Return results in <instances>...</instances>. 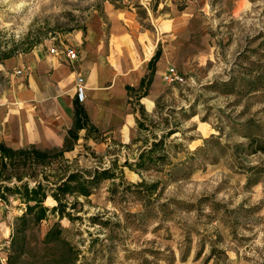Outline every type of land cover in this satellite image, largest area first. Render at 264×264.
Returning <instances> with one entry per match:
<instances>
[{"label":"rangeland","instance_id":"1","mask_svg":"<svg viewBox=\"0 0 264 264\" xmlns=\"http://www.w3.org/2000/svg\"><path fill=\"white\" fill-rule=\"evenodd\" d=\"M76 31H127L138 64L160 48L153 105L135 93L124 136L86 131L2 170L47 193L72 172L94 181L26 226L22 198H0V264H264V152L249 143L264 144V0H0V61Z\"/></svg>","mask_w":264,"mask_h":264},{"label":"crops","instance_id":"2","mask_svg":"<svg viewBox=\"0 0 264 264\" xmlns=\"http://www.w3.org/2000/svg\"><path fill=\"white\" fill-rule=\"evenodd\" d=\"M66 40L78 51L74 62L55 47L49 51L33 48L0 61V143L14 149H62L73 125L76 102L97 131L121 136L136 115L130 107L135 93L141 92L139 97L147 109L152 107L151 90L162 67L160 48L151 67L149 61L156 50L144 64H138L127 31L112 34L108 43L100 33L80 31ZM77 75L84 81L82 102L75 98ZM86 131H78L73 146Z\"/></svg>","mask_w":264,"mask_h":264},{"label":"trees","instance_id":"3","mask_svg":"<svg viewBox=\"0 0 264 264\" xmlns=\"http://www.w3.org/2000/svg\"><path fill=\"white\" fill-rule=\"evenodd\" d=\"M160 54V50H156L149 65L152 67L153 63L156 61ZM8 57V56H6ZM149 80V79H148ZM147 80V83H148ZM140 85H144V80L142 79ZM77 100V99H76ZM80 129H86L87 131H97L94 126L90 123L89 118L84 110V108L75 103L74 106V120L72 127L68 130V137L63 145V148L60 150H41L33 146L26 148H11L3 143H0V181H5V183H0V198L6 199V194L17 195L22 198L23 203L25 204V211L20 216L23 226H26L29 218L35 223L40 222L41 220L47 217V214L51 211H58L62 214L64 212L65 202L63 201L64 196L66 195H84L88 196L90 194L91 184L93 179H82L80 175L76 172L70 173L65 180L61 181L55 189L50 193H47L46 189L40 181L29 187L27 182H23L20 185H9L10 180L14 177L17 181H21V176L7 175L2 176V170L11 167L14 163V159L17 157L23 164L28 161L38 162V164H44L51 154L62 155L65 150L72 149L73 143L78 139V131ZM251 145H254L252 152L261 151L264 152V144L260 143L255 138H250ZM153 148L151 149V152ZM141 163V162H140ZM140 163L138 165H140ZM103 178L109 177L106 171L100 173ZM100 175V176H101ZM50 195L55 201L56 205L48 208L44 205L45 198ZM66 216L71 218L69 212H66ZM49 238L56 239L58 234L49 231L47 233Z\"/></svg>","mask_w":264,"mask_h":264},{"label":"built area","instance_id":"4","mask_svg":"<svg viewBox=\"0 0 264 264\" xmlns=\"http://www.w3.org/2000/svg\"><path fill=\"white\" fill-rule=\"evenodd\" d=\"M61 55H64V57L67 58L70 62H74L78 58V51L73 45L66 44L61 50ZM163 79L165 81H181V77L177 75L173 66H169L167 68ZM75 98L79 102H82L84 98V81L81 75H77L75 80Z\"/></svg>","mask_w":264,"mask_h":264}]
</instances>
